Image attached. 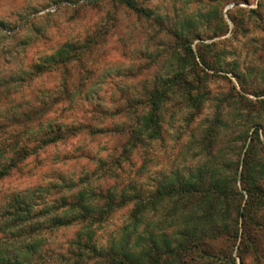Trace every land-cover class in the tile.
Segmentation results:
<instances>
[{"label":"rangeland","instance_id":"374dc122","mask_svg":"<svg viewBox=\"0 0 264 264\" xmlns=\"http://www.w3.org/2000/svg\"><path fill=\"white\" fill-rule=\"evenodd\" d=\"M136 1L151 14L139 15L117 0H44L38 7L29 6L24 9L26 15H22L21 20L25 25L31 23L37 37H42L45 42L53 46L56 53L66 48L68 43L87 44L81 59L73 61H79L81 67L85 68L90 76L97 77L94 83H104L113 77L125 78L126 82L123 86L120 83L115 84L117 95L107 99L119 104L115 114H127L126 123L115 124L105 129H97L91 123L82 124L79 128L72 126L73 130H66L63 138L82 128L90 129L94 135L101 132L111 134L117 153L113 156V161L127 173V177L117 173L115 175L118 183L115 186L80 188V185L89 183L91 177L85 176L76 182L63 173H52L62 182L61 184L40 185L11 193L0 192V213L8 209H18L15 203L16 197H21L23 202H35V212L31 214L35 217V223L31 225L37 226L40 234L31 236L28 232L29 234L23 236L29 238L31 242L33 238H37L41 245V253L32 260V264H76L72 257L78 248L73 243L81 238L83 222L50 232L46 228L49 224L47 218H38L36 214H39L41 204L65 205L63 204L65 199L75 201L82 190L105 195L111 192L112 195H116L119 202L122 197H126L128 201L126 205L112 212L101 224H110V227L105 228L103 232L96 231L100 246L120 240L125 228L132 222L116 223V213L133 202L136 206L137 201L140 200L146 204V209L138 227V234H144L142 242L146 246L150 242L148 233L150 231L158 236L166 233L172 235L174 231L181 229L194 231L191 235L195 240L192 241L191 238V245L195 244L194 242L200 243L198 247H194L191 254L186 255L188 264H201V262L219 264L222 259L235 264L232 259L234 245L226 246V242L238 239L242 258L253 250L264 255V187H261L264 178V164L261 163L264 161V148H257V144L264 138V122L241 119L240 112L243 107H251L253 111H257L259 107V115L260 112H264V101H261L259 106L247 101L243 94L237 93L229 76L230 74L238 80L234 73L240 75L242 80L240 86L242 83L247 87L244 90L241 86L244 93L264 82V71L251 65L241 49L233 44V40L238 41L241 35H247L251 31L247 26L249 15L258 18L261 22L258 26L264 27V0H209V3L215 7L207 13L200 14L198 19L186 12L181 6L182 0ZM41 12L47 13L46 21L60 16L81 24L83 31L72 37L68 29L61 27L60 38L49 35L43 26L33 20V17ZM137 21L140 22L139 28L135 27ZM56 23L60 27L59 21ZM17 27L0 20V30L9 34L16 32ZM34 42L32 38H27L21 40L20 44L28 46ZM189 43L196 58L191 55L187 58L190 62L181 65L187 52L186 44ZM249 44L252 47L248 44L244 45L249 52L264 53V42L253 38ZM88 53H95L97 63L102 64L103 67L88 69L84 59ZM56 59L57 57H53L52 60ZM202 59L206 60V63ZM261 59L264 60V55H261ZM73 61L55 66L63 65L66 73L70 75L71 69L67 66ZM184 66L185 71L182 68ZM178 70L184 71L187 85L183 88L176 87L171 91L160 110V135L150 138L147 132L141 134L139 131L141 118L150 109L149 92L169 77H173ZM209 72L214 75H209ZM16 82L24 84L27 81L25 78L21 80V76L16 75L0 79V103L14 104V107H8L0 112V118L4 120L11 114L18 115L22 111L35 110L34 108L40 114L39 118H42L51 109L52 104L58 102L57 98L45 99L42 95H33L31 100L13 102L10 99L13 92L10 85ZM210 82L222 83H217L214 90L209 86ZM225 85L228 86L227 90ZM80 86L81 89L87 88L85 83H81ZM101 91L108 90L93 88L85 93L83 101L91 105V111L100 116H111L113 113L102 103L106 96L101 95ZM64 98L72 102L73 108L78 107L75 97L67 88ZM186 107L195 108V113L181 116V112ZM206 109L211 111V115H204ZM84 110L88 111V109ZM199 116L204 118L198 121ZM39 118L35 117L33 120ZM84 119L88 117L85 116ZM179 119L187 120L188 126L177 127ZM32 121L8 122L5 131L12 125H27ZM169 127L177 128L181 135L173 136ZM256 127L260 128L261 139L252 142L254 152L251 155L254 156L251 163L255 164L256 169H249V165L244 163L245 160L239 164L236 161L244 152L245 146L251 143V135ZM184 134L190 135L188 143H182ZM135 136L139 138L134 140ZM133 140L135 145H130ZM169 140L175 143L170 144ZM157 144L159 150L164 151V155L157 154ZM125 160L135 171L124 169ZM137 162L141 163L139 168L136 167ZM106 166L105 162H101V167ZM257 168L261 172H258ZM233 171L236 173L235 176L226 174ZM202 179L206 186L213 180L225 181L232 193L228 199L222 198L216 201L214 216L203 218L208 206L200 202L204 191L184 195L176 193L172 198L154 197L160 186L175 184L178 187L188 181L195 183ZM252 180L261 187L256 189L257 194L255 191H250ZM241 186L253 198L254 207L248 211L241 210L244 200ZM77 188L80 190L73 191ZM51 197L55 199L49 204ZM99 200L102 203L105 201L101 197L95 199V201ZM134 208L127 213L122 212L119 219L124 220L125 217L131 219ZM6 218H0V225ZM241 221H243L242 233ZM0 233H4L0 239L10 236V233L1 230ZM132 237L134 239L136 234H132ZM28 243L30 242L21 241L9 247L11 250L14 248L25 250ZM92 263L93 261H88L82 264Z\"/></svg>","mask_w":264,"mask_h":264},{"label":"clouds","instance_id":"9594fccd","mask_svg":"<svg viewBox=\"0 0 264 264\" xmlns=\"http://www.w3.org/2000/svg\"><path fill=\"white\" fill-rule=\"evenodd\" d=\"M43 2L44 0H0V20L18 26L17 31L11 34L0 30V79H7L9 76L16 75L24 76L27 81L24 84L16 82L10 85V88L13 89L10 97L11 101L18 103L21 100H31L33 95H42L45 99H58V102L52 104L51 109L42 118L33 120L27 125H12L6 132H0V165H10L16 158L17 151L21 148L27 147L30 152L26 159L17 161L16 166L11 167L8 174L0 177V192L11 193L36 188L40 185L61 184L62 182L52 173H63L76 182H79L82 177H91L90 182L80 185V188L115 186L118 183L115 174L119 173L126 178L127 173L113 161V156L117 153L115 152V142L111 134L101 132L94 135L90 129L82 128L80 131L70 133L62 139H55L54 143L41 144L39 139L40 134L48 129L50 124H60L66 127L76 126L79 128L82 124L91 123L97 129H105L115 124L126 123L128 119L125 113L115 114L119 104L107 99V97L117 95L115 84L120 83L123 86L126 82L124 77H113L104 83H94L97 77L90 76L89 72L81 67L79 61H73L67 66L71 69L70 75L66 73L63 65H49L50 70L43 73L34 71L32 66L34 64H46L56 54V49L45 42L42 37L38 38L32 28V24L28 23L25 25L21 20V16L26 15L25 8L29 6L38 7ZM181 6L189 15L197 19L200 14L207 13L212 7H215V5L209 3V0H182ZM246 15L248 14L246 13ZM46 16V12H41L39 15L34 16L33 20L43 26L49 35L60 38L61 27L68 29L72 37H76L83 31V27L79 23L68 21L60 16H55L46 21ZM248 20L247 26L251 31L247 35H241L238 41L233 40V44L241 49L244 57L251 65L264 71V60L261 59V55H264V53H251L244 47L245 44L252 47L249 42L253 38L264 42V27L258 26L261 22L256 17L249 15ZM56 21H59L60 27H58ZM135 27H140L139 21L136 22ZM72 29H75V31H72ZM27 38H32L35 42L30 43L28 46L21 45L20 41ZM255 47H260V45H255ZM84 59L88 69L103 67L102 64L97 63L95 53L86 54ZM209 75H214V73L209 72ZM229 76L236 87L237 93L243 94L247 101L257 106H259L261 101H264V95L255 94L256 91H264V82L259 83L253 90L244 93L240 82L230 74ZM81 83L87 84V88L81 89ZM217 83L210 82L209 86L215 90ZM227 87L225 85V90H227ZM66 88L75 97L77 108H73L72 102L64 98ZM93 88L108 90L106 92L101 91L100 94L106 96L102 103L113 115L100 116L98 113L91 111V105L83 101L85 93ZM8 107H14V104L0 103V112L5 111ZM84 109H88V111ZM258 111L259 107L257 111H253L251 107H243L240 109L241 119L264 122V112H260L258 115ZM189 113H195V108L186 107L181 112V116H188ZM204 115H211V111L206 109ZM85 116L88 119H84ZM203 118V116H199L197 120L199 121ZM0 123H7V121L0 118ZM181 125L186 128L188 126L187 120L179 119L177 127ZM169 131L173 136L181 135L177 128L169 127ZM17 135H19L18 142L14 139ZM32 137L37 138L32 139ZM189 140L190 135L184 134L182 143H188ZM169 143L174 144L175 141L169 140ZM250 148V143L245 146L244 152L237 158V164L248 159V150ZM257 148H264V138H262L261 143L257 144ZM157 149L158 155L165 154L163 150H159V144H157ZM101 162H105L107 166L101 167ZM261 163L264 164V161H261ZM123 164L124 169L135 171L127 160ZM140 166L141 163L137 162L136 167L139 168ZM257 171L259 172V168H257ZM226 174L236 175L235 171ZM237 179L239 180V177ZM261 187H264V178H262ZM79 190V188L73 189V191ZM241 193L244 197L241 210L248 211L254 207L253 198L244 191L243 186H241ZM52 199H55V197L49 199V204ZM44 206L43 204L40 205V207ZM134 207L135 202L128 204L117 212L115 222L130 224L132 221L129 217L120 220L119 216L122 212L127 213ZM63 214L71 215L74 213L72 209L67 207L61 208L59 213H51V215ZM41 219H46V217ZM32 223H35V221L16 225L7 229V231L17 232L20 228L27 227L28 224ZM240 224L242 233L243 221ZM92 227L103 232L105 228L110 227V224H95ZM44 235H47V233H44ZM3 236L4 233H0V237ZM21 241L31 242L29 238L22 237L20 240H10L9 245L15 246ZM239 244V239L226 242V246L233 247L234 245L232 259L235 264H264V255L254 250L248 252L242 258ZM201 264H206V262H201ZM219 264H230V262L222 259Z\"/></svg>","mask_w":264,"mask_h":264},{"label":"trees","instance_id":"16d2710c","mask_svg":"<svg viewBox=\"0 0 264 264\" xmlns=\"http://www.w3.org/2000/svg\"><path fill=\"white\" fill-rule=\"evenodd\" d=\"M117 1L135 11L139 15L149 16L151 14L145 7L139 5L136 0ZM86 47L87 44L68 43L66 48L57 51V53L53 56L57 57L55 61H53V57H51L46 64H35L33 69L37 73H43L50 70L49 65L55 66V64L59 63L65 64L73 60H80ZM185 49L187 52H185L186 55L182 59L184 63L181 65H184L185 62L189 63L190 61L187 58H189V56L191 57V55L194 59L196 58L191 43L186 44ZM202 60L206 63V60ZM182 68L185 71L186 67L184 66ZM184 71H176V74L173 77H169L149 92L148 104L150 109L149 112L141 118L139 130L141 134L147 132L150 138H156L160 135V110H162V107L166 102V99H168L171 91L175 90L176 87L183 88L187 85L186 76L183 74ZM234 74L238 78L239 82H242L240 75L237 72ZM24 78V76H21V80H24ZM241 86L244 90L247 89V87L242 83ZM255 93L263 95L264 91H257ZM34 109L35 110L22 111L18 115L11 114L7 116V123H0V132H6L5 130L6 126H8V122L27 123L32 121L35 117L39 118L40 114L36 112V108ZM259 129L260 128L256 127L255 131H253V134L251 135V148L248 150V159L244 162L247 166L249 165V169H256L255 164L251 163V159L254 156L251 154L254 152L252 142L256 139H261ZM66 130H73V127H66L65 125L60 124H50L49 128L44 130L39 136L41 144L54 143L55 139L63 138ZM36 138L37 137H32V139ZM138 138V136H135L134 140ZM15 140L18 142L19 137L16 136ZM134 140L130 142V145L134 144ZM28 155H30V152L27 147L21 148L17 151L16 158L10 165H0V177L8 174L11 167L16 166L17 161L26 159ZM259 172H261V170H259ZM249 175L251 176V173ZM256 189H261V187L260 185H256L252 180L250 191H255L257 194ZM201 191H204V194L200 198V202L208 204L207 209L204 211L203 218H207L212 215L214 216L216 201L218 202L222 198L228 199L230 194L232 195L230 187L225 181L220 182L219 180H213L206 186L205 181L202 179L200 181H196L195 183L188 181V183L179 185L178 187L175 184L160 186L154 197L172 198L176 193L178 195H184L191 192ZM97 197L104 198V203L100 200L95 201ZM65 201L63 203L65 205H57L55 203L52 205H45L39 210V214H36V216L38 218H47L49 224L46 228L50 232L55 229L83 222L81 223L83 229L80 234L81 238L75 240L73 243V245H76L78 248V251L75 252L74 257H72V259H75L76 264H82L88 261H93L92 264H188L185 258L186 255L191 254L194 247H198V245H200V243L197 242H194L195 244L191 245V238L192 241L195 240L193 235H191L194 234V231H184L181 229H177L172 235L166 233L158 236L150 231L148 232L150 242H148L147 246L146 244H143L142 241L144 240V234H138V227L141 225L142 215L144 214V209H146V204H143L142 201L138 200L135 208L131 212L132 224L125 228L124 234L120 240L106 246H100L96 237L97 230L92 227V225L102 224L117 208L126 205L128 203L126 197H122L119 202L116 195H112L111 192L105 195L104 193H91L88 190H82L78 193L75 201H66V203ZM15 203L18 205V209H8L0 213V218L7 217L0 225V230L7 234L10 233V236L7 238L0 239V264H32V260L41 253L39 240L37 238H33V241L25 246V250L22 248H14L11 250L9 247V241L10 238H12V240H20V238L28 232H30L31 236L32 234L34 236L39 235L40 231L38 227L28 224L27 227L20 228L17 232L12 233L8 232L7 229L15 227L19 224H26L28 221H35V217L31 215L35 212V202H23L21 197H16ZM64 206L72 209L74 214L51 215L52 212L59 213L61 208H66ZM193 229L198 230L197 228ZM134 233L136 234V237L133 239L132 234Z\"/></svg>","mask_w":264,"mask_h":264}]
</instances>
